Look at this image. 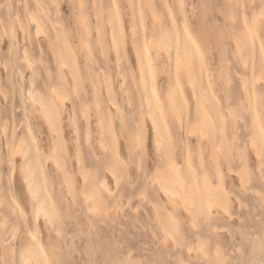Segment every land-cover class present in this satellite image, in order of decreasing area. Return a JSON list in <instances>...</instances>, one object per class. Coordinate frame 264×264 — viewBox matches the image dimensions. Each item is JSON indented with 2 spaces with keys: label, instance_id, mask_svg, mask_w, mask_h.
<instances>
[{
  "label": "rangeland",
  "instance_id": "rangeland-1",
  "mask_svg": "<svg viewBox=\"0 0 264 264\" xmlns=\"http://www.w3.org/2000/svg\"><path fill=\"white\" fill-rule=\"evenodd\" d=\"M262 9L264 0H0V90L7 96H0V264H22L17 248L36 229L37 199L28 196L21 167L29 158L17 144L30 135L41 159L33 172L38 195L55 204L52 219L38 224L46 258L39 264H264V177L251 146L262 136L255 110L264 127ZM185 58L193 86L177 66ZM30 90L59 109L62 134L37 119ZM169 91L180 121L167 114ZM150 112L159 115V144ZM126 133L142 135V149L130 151ZM174 167L190 175L180 179ZM245 167L251 175L242 184ZM157 172L159 185L192 197L191 212L171 207L151 183ZM206 192L222 206L209 212Z\"/></svg>",
  "mask_w": 264,
  "mask_h": 264
},
{
  "label": "bare ground",
  "instance_id": "bare-ground-1",
  "mask_svg": "<svg viewBox=\"0 0 264 264\" xmlns=\"http://www.w3.org/2000/svg\"><path fill=\"white\" fill-rule=\"evenodd\" d=\"M130 1V0H129ZM127 2V1H126ZM146 3V2H145ZM131 4V3H130ZM138 4V3H137ZM151 5V4H150ZM94 6V5H93ZM133 6V5H132ZM81 10V9H80ZM79 11V10H78ZM150 11V10H149ZM29 15H31V14H29ZM262 17V16H261ZM30 19V18H29ZM31 19H32V21L35 23V30L36 31H43L44 32V28H43V25H42V22L40 21V19L39 18H37L36 16H34L33 14L31 15ZM131 19V18H130ZM153 20V19H152ZM30 21V20H29ZM31 22V21H30ZM152 22V21H151ZM157 23V22H159V21H155L154 20V23ZM19 25H20V27H21V30H22V32L23 33H25L26 32V28H24L22 25H21V22H19ZM56 26V25H55ZM81 27H82V25H80ZM153 27L155 26V25H152ZM157 26V25H156ZM155 26V27H156ZM57 27V26H56ZM2 28V27H1ZM59 28V27H58ZM111 29V28H110ZM112 30V29H111ZM84 31V30H83ZM153 31V30H152ZM255 31V30H254ZM111 32V31H110ZM112 34V36L111 37H114L113 36V33H111ZM40 35V34H39ZM87 36V35H86ZM192 36V35H191ZM192 38H193V42H194V44H195V46L196 47H199V45L196 43V40H195V38L192 36ZM113 39V38H112ZM116 40V39H115ZM156 41V40H155ZM82 42V41H81ZM114 42V41H113ZM151 42V41H150ZM115 43V45H116V41L114 42ZM156 43V42H155ZM154 43V44H155ZM251 43V42H250ZM88 44V43H87ZM148 44H150V43H148ZM151 45V44H150ZM160 45V44H159ZM168 45V44H167ZM162 46H163V44H162ZM161 46V47H162ZM242 46V45H241ZM116 47H117V45H116ZM115 47V48H116ZM155 47V46H154ZM89 48V47H88ZM150 48V47H149ZM83 49V48H82ZM157 49V48H156ZM171 49V48H170ZM198 49V48H197ZM115 51H117V50H115ZM137 51V50H136ZM146 51V50H145ZM158 52H159V50H158ZM147 54V52L145 53V55ZM138 56V55H137ZM143 56V55H142ZM139 57V59H138V61L139 60H141L140 58V55L138 56ZM187 57V56H186ZM24 58H25V60H26V62H30L28 59H27V57L25 56V53H24ZM145 58V57H144ZM182 58V57H181ZM143 59V58H142ZM147 59H148V62H149V64H150V57H148L147 56ZM143 60H145V63H146V59H143ZM185 62H183L181 59H178V64H177V66L180 68V71L183 73V75H185V78H186V80H187V82H189L190 83V85L191 86H193V84L195 85V83H193V82H191V80L192 79H190V69H191V66H190V62H189V60L187 59V58H185V60H184ZM147 62V63H148ZM31 63V62H30ZM137 64H138V62H136ZM139 63L141 64V62L139 61ZM147 63L145 64V65H147ZM27 64V63H26ZM139 64V67H138V72H139V80H141V83L143 82V80L145 81V77H144V72H142L143 71V67H144V63L142 62V66L143 67H141V65ZM65 65V64H64ZM192 65V64H191ZM63 67V66H62ZM65 67V66H64ZM146 68L148 67V66H145ZM152 66H151V64L149 65V68L148 69H150V71L152 72V74L154 75V72H153V70H152V68H151ZM69 71V70H68ZM144 71H145V69H144ZM179 71V72H180ZM193 71V70H192ZM180 72V73H181ZM198 74V73H197ZM192 75V74H191ZM260 76V75H259ZM193 78V77H192ZM143 79V80H142ZM192 81H194V80H192ZM260 81V80H259ZM145 84V83H144ZM144 84H142V85H144ZM146 85V84H145ZM144 85V86H145ZM189 85V84H188ZM144 86H142V87H144ZM146 87V86H145ZM196 86H194V87H191L192 89L193 88H195ZM152 89H154V91H156V93H157V88H156V86H153L152 85ZM243 89V88H242ZM31 91V90H30ZM152 91V90H151ZM33 92V91H32ZM203 92H205L204 90H203ZM57 93V92H56ZM55 93V94H56ZM155 95V94H154ZM153 95V96H154ZM56 96V95H55ZM193 96H194V92H193ZM31 98H32V100H33V102L36 104V105H33V103H32V110L34 111V109L37 111V112H39V114H40V116H38V115H36V117H37V119L40 121V122H44L45 123V125H46V127H48V130H50L51 132L50 133H52L55 129L56 130H58L59 132H60V134H62V132H61V130H60V128L57 126V117L59 116V109L58 108H56L55 107V105H51V103H50V101L49 102H47V101H45V100H42V99H39V98H37L36 96H34V93H33V95L32 96H30ZM58 99H59V102L60 101H62L61 100V97L62 96H59V95H57L56 96ZM202 97V96H201ZM148 97L146 96V100H148L147 99ZM204 98V97H203ZM249 98V97H248ZM207 99V98H206ZM165 100H166V103H167V114L168 115H170L169 117L170 118H172V119H175V120H177V121H180L179 119H180V117H179V113H178V110H177V106L175 105L176 103L174 102V100L176 101V99H174V97H173V93H170V91L169 92H167V94H166V98H165ZM248 100V99H247ZM246 100V101H247ZM207 101V100H206ZM47 102V103H46ZM156 102V101H155ZM158 102V101H157ZM147 103H148V101H147ZM159 104V103H158ZM148 106H149V104H148ZM250 106V105H249ZM157 107V106H156ZM159 109H160V111L162 112V110H161V107H160V105H159ZM178 109H179V107H178ZM227 110V109H226ZM179 111H180V109H179ZM228 111V110H227ZM256 111V119L255 120H257V123H258V128L259 129H261L262 127H263V122H262V116H261V114L258 112V110H255ZM153 113V112H152ZM151 112L150 113H148L149 114V117H148V119H150V126H151V129H152V131H153V135H154V137H153V140H154V142L156 143V144H159L160 142H159V140L160 139H158V136H159V131H160V125H159V122H158V117H159V115H155V113H153L152 114ZM160 115H161V113H160ZM228 115V114H227ZM160 117H163V119H164V116H160ZM98 118V117H97ZM233 118V117H232ZM231 118V119H232ZM234 120V119H233ZM233 120L232 121H230V122H233ZM176 124H178V123H176ZM229 124H231V123H229ZM230 126V125H229ZM98 128V127H97ZM234 128V127H233ZM125 129V128H124ZM98 130V129H97ZM193 130V129H192ZM203 130V129H202ZM101 131V130H100ZM126 132H127V129L125 130ZM125 131L123 132V134H125ZM54 132H56V131H54ZM261 132V131H260ZM102 134V133H101ZM56 135V134H55ZM88 135V134H87ZM129 135H131V134H127L126 133V135H125V139H126V145L129 147V149H130V151H132V149H134L135 148V146H136V144H137V137H130ZM205 135V134H204ZM27 137H30V141H26L27 139H29V138H26L25 139V141L26 142H29V143H26V144H22V141L23 140H21L20 142V144L19 143H17L18 144V146H20L21 144V148H20V151H18V153L20 154V153H22V157L23 158H25V156L27 157V158H29V162H25V163H22V165H21V167H23V166H25L24 167V170H23V168H21V170H23L24 171V176H25V188H26V192L28 193V196H32V197H34V198H36L37 199V205H36V209H35V211H34V214H33V221H34V226H35V230H27L26 231V237L24 236V240H21V243L19 244V246H18V248H17V255H18V257L20 258V262L22 263V264H39V262H41L42 260H44V262L46 261V258H44V256L42 255V250L40 249H38V246H40L41 245V237H40V233H39V229H38V224L41 222V217H44L48 222H49V220H50V217H51V215L49 214V212L50 213H52V211L51 210H53L54 209V205L55 204H53L54 202L52 201V199H50L49 200V203H48V201H47V199H44L43 197V195L41 194V195H38V192H40L41 191V189H39L40 187V184H39V180H40V175H39V177H37V178H35V176H37V175H35L33 172H35V169H34V167H35V164H39V162L41 161V159H40V156H39V150H38V148H37V145H35L36 144V142H35V139H34V136L33 135H30V136H27ZM61 137H62V135H61ZM163 137V136H162ZM250 138V137H249ZM234 139H236L235 137H234ZM208 141V140H207ZM24 142V141H23ZM209 142V141H208ZM250 142H251V140H250ZM252 142H253V140H252ZM99 143V142H98ZM30 144V146H26V145H29ZM258 144V143H257ZM7 145H9V144H7ZM16 146V145H15ZM53 146V145H52ZM51 146V147H52ZM251 146H253V144L251 143ZM30 147V148H29ZM158 147V146H157ZM257 147H259V146H257ZM17 148V147H16ZM54 148H56V147H54ZM15 149V148H14ZM13 149V150H14ZM50 149V148H49ZM53 149V148H52ZM52 149L51 150H49V151H52ZM57 149V148H56ZM10 150H11V148H10ZM12 150V151H13ZM117 150V149H116ZM210 150V149H209ZM252 150H255L254 148H252ZM11 151V152H12ZM15 152H17L16 151V149L14 150ZM254 152V151H253ZM17 153V154H18ZM52 153V152H51ZM51 153H47V156H51ZM54 153V152H53ZM78 153V152H77ZM255 154H256V150H255V152H254ZM16 154V155H17ZM210 155V154H209ZM257 155V154H256ZM79 156V155H78ZM257 157V156H256ZM26 158V159H27ZM56 158V157H55ZM52 159V158H51ZM54 159V158H53ZM77 159V158H76ZM213 160H214V158H212ZM24 160H22V162H23ZM30 163V164H29ZM21 164V163H20ZM27 164H29L30 166H27ZM187 167V166H186ZM110 169H112V168H110ZM179 168H177V167H174V174H176L177 176L179 175V174H181V172L178 170ZM12 171V170H11ZM113 171H115L114 169L112 170V172ZM111 172V171H110ZM111 172V175L113 176L114 174ZM184 172V171H183ZM36 173V172H35ZM109 173V172H108ZM187 172L185 171V174H186ZM240 173V172H239ZM79 174V173H78ZM187 174H189V173H187ZM187 174L186 175H184V173L183 174H181V176H178V177H180V179H183L184 180V177H183V175L184 176H187ZM190 175V174H189ZM79 176V175H78ZM115 176V175H114ZM159 178V177H158ZM177 178V177H176ZM160 179V178H159ZM159 179H157V183H158V186H159V189H160V191L162 192V194L166 197V199L168 200V202L170 203V205H171V207L173 208V209H175L177 206H179V205H181L183 208H184V210H186V211H188V212H191L189 209H191V206H192V203L194 202L195 203V201H193L192 200V197H191V200H189V197H184L186 194L185 193H183V194H185L183 197H182V192H181V194L179 195V193H178V190L179 189H175L174 187H173V189H175V190H173L172 188H171V186L169 187L168 185V187L167 186H165L166 184H161V185H159L160 183V181H158ZM246 179V178H245ZM187 180V177H186V179H185V181ZM188 181V180H187ZM206 181H205V178L203 179V181H202V183L204 184ZM241 182V181H240ZM82 183V182H81ZM152 183V182H151ZM189 184V183H188ZM244 184V183H243ZM102 186H103V188H108V191H110V189H109V186L106 184V183H102ZM38 188V190H37V188ZM203 188L205 189V187L203 186ZM166 189V190H165ZM112 190V189H111ZM206 190V189H205ZM38 191V192H37ZM177 191V192H176ZM206 191H209V190H206ZM112 192V191H111ZM41 193V192H40ZM86 195V194H85ZM91 195V194H90ZM188 195V194H187ZM87 196V195H86ZM85 198V197H84ZM88 198V197H87ZM93 198V197H92ZM188 198V199H187ZM43 199L44 200H46L47 201V203L45 202V201H43ZM84 202V201H83ZM213 203L215 206L212 208V209H217L218 208V206L220 207V206H222V204H221V202H220V199L216 196V195H214V194H211V193H208L207 194V192L205 193V202H204V204H205V206H206V208H207V206H208V204L209 203ZM15 204H16V206L20 209V211H22L23 212V208H22V205L20 204V202L16 199V201L14 202ZM97 205V204H96ZM94 206V205H93ZM99 206V205H98ZM193 206H194V204H193ZM97 208V207H96ZM222 208V207H221ZM224 208V207H223ZM225 210V209H224ZM93 211H94V209H93ZM159 215V214H158ZM157 215V218L159 217ZM50 216V217H49ZM51 219H52V217H51ZM161 218L159 217V220H160ZM47 221H45L46 223H47ZM162 220H160V222H161ZM44 222V221H43ZM162 223H163V221H162ZM48 224V223H47ZM49 225V224H48ZM158 225H159V223H158ZM161 225V224H160ZM159 225V226H160ZM163 226H165V224H163L162 225V232L166 235V236H168V237H171V239H175V237H174V234L173 233H171V232H173V231H169V230H167V226H165V227H163ZM165 228V229H164ZM168 229H170V228H168ZM27 239V241H25ZM3 240V238L1 239V241ZM13 247L10 249V253H11V251H13ZM6 251V249H4V252ZM7 252V251H6ZM216 257L221 261V258H222V256H221V254L219 253V252H217L216 251ZM3 263H5V262H3ZM10 264H12V263H10ZM40 264H43V263H40Z\"/></svg>",
  "mask_w": 264,
  "mask_h": 264
},
{
  "label": "snow or ice",
  "instance_id": "snow-or-ice-1",
  "mask_svg": "<svg viewBox=\"0 0 264 264\" xmlns=\"http://www.w3.org/2000/svg\"><path fill=\"white\" fill-rule=\"evenodd\" d=\"M52 6L55 7V8H59V4L58 3L57 4H54ZM71 7H74V5L71 6ZM81 7H83V5H81ZM262 14H264V9H262ZM261 53H262V59H261V63H260V66H259V75H260V79L264 80V44L261 45ZM25 56L27 57V53H25ZM28 66L31 67V64H29ZM246 67H247V65H246ZM3 69L5 71H7L8 70V65L7 64L3 65ZM256 72H257V68L255 66V63H253V66H252V73H253L252 81H254L256 79ZM20 75L23 76V73H20ZM33 76H35V74H33ZM244 84H245V90L248 91L249 90V87H248L249 81L248 80H245ZM250 94H251V92H250ZM28 95L29 96H32L33 95V92L32 91H29L28 92ZM0 96H3L5 100L7 99L6 94L2 90H0ZM66 98L67 97H64V99H66ZM85 119H87V112H85ZM73 123H75V122L73 121ZM260 131H261V134H262L261 140H260V146L257 148L256 139L254 137L253 138V148L256 150L257 159L259 161V165H260V175H261V177H264V127H262ZM22 144H23V141H22ZM142 147H143V137L141 135V136H138L137 137V148L138 149H142ZM241 161H242V163L244 162L243 151H242V154H241ZM238 174L241 176V182L243 184L244 181H245V176L249 177L251 175V172H250V170L247 169V167H245V168L241 169L240 173H238ZM158 176H159V173L157 172L151 178V182L153 184L157 183ZM119 183H120V180L117 178L116 179V184L119 185ZM105 191H108V188L107 187L105 188ZM109 195H112V193L109 192ZM143 195H144V192H141V196L142 197H143ZM214 206L215 205L210 202L208 204V206H207V210L210 212L211 209ZM90 210H92V209H90ZM195 226H196V217L194 216L193 217V227H195Z\"/></svg>",
  "mask_w": 264,
  "mask_h": 264
}]
</instances>
